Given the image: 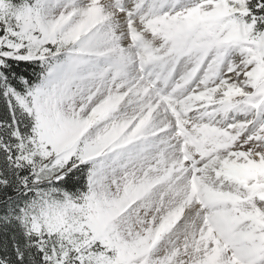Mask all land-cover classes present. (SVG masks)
Masks as SVG:
<instances>
[{"label": "snow or ice", "instance_id": "obj_1", "mask_svg": "<svg viewBox=\"0 0 264 264\" xmlns=\"http://www.w3.org/2000/svg\"><path fill=\"white\" fill-rule=\"evenodd\" d=\"M0 264H264V0H0Z\"/></svg>", "mask_w": 264, "mask_h": 264}]
</instances>
